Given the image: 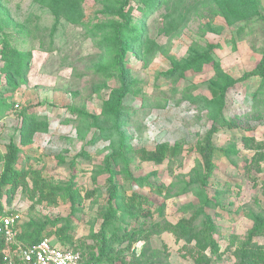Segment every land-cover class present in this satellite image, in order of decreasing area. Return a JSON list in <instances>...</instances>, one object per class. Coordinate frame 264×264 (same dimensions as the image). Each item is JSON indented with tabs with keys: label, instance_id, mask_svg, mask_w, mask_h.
Segmentation results:
<instances>
[{
	"label": "rangeland",
	"instance_id": "374dc122",
	"mask_svg": "<svg viewBox=\"0 0 264 264\" xmlns=\"http://www.w3.org/2000/svg\"><path fill=\"white\" fill-rule=\"evenodd\" d=\"M120 1L0 0V177L12 145L13 177L22 179L12 192L0 185V209L18 211L23 237L46 226L42 235L58 246L52 233L64 226L71 239L64 247L92 246L99 233L124 238L112 264H237L256 219L264 222V110L254 109L262 103L264 0L131 2L123 78L99 70L113 59L100 46L108 23L119 21ZM203 52L212 62L188 68ZM220 77L239 80L226 95L230 124H216L205 187L189 190L203 173L199 148L214 124L210 88ZM123 85L127 156L115 163L117 135L94 137ZM161 145L176 147L175 156L137 157ZM200 208L213 226L203 260L192 248L206 219L196 220L193 240L179 231ZM253 242L264 250L263 237Z\"/></svg>",
	"mask_w": 264,
	"mask_h": 264
},
{
	"label": "trees",
	"instance_id": "16d2710c",
	"mask_svg": "<svg viewBox=\"0 0 264 264\" xmlns=\"http://www.w3.org/2000/svg\"><path fill=\"white\" fill-rule=\"evenodd\" d=\"M146 0H121L119 4V9L117 12L119 21L115 22H109L108 26L106 27L109 29V34L106 38L101 39V42L103 46H100V49H106L109 52L113 54V59L110 63H106L103 66H100L99 70L100 72H109L114 71L116 73L120 74V77L123 78L126 76V71L123 67V61L126 53L127 48V42L129 40V34L132 32L133 28L131 25V17L126 11L127 7H130L131 2H135L138 4L143 3ZM258 18L262 21H264V16L258 15ZM96 34V32H95ZM9 54V53H7ZM14 54V53H13ZM10 54L11 59H14L13 57L15 55ZM209 62H212L210 55L207 52H203L201 54H198L194 57H192L189 61L188 68H192L195 70H199L203 64H207ZM258 69L261 71V77H262V86H260V92L262 103L254 108L259 110V108L264 110V59H262L259 62ZM18 69L20 67L18 66ZM214 70L219 73L218 67L214 65ZM244 78H247V75H244ZM239 80H233L226 77H220L218 80V83L215 86H212L210 88V94H211V105L216 106V112L213 115L214 124L211 126L210 130L205 135L204 139L201 142V146L199 148V153L202 159V169L203 173H200L199 181L190 182L188 184V189L192 190L196 187H205L208 179L210 178V175L212 171L214 170V164L212 162V157L214 153V148L212 146V137L216 133V124L219 125L220 122H223L225 124H230L226 119H224V109H225V103H226V95L230 88H233ZM126 86H122L120 90L117 92L116 96H114V100L112 104H109L106 106L105 112L103 113L102 117L100 118V121H102L105 126H99L100 131L96 134L97 136L94 137L95 140L99 139L100 137L107 138L111 137L113 135H117L119 145H118V151L114 156V162H118L119 160H122L124 163H126V157L127 153H124L123 150V133L120 131V128L124 125V96H125ZM74 112L77 113L78 116H80V119H85L89 117L92 121H96L97 118H92L90 115L86 114L83 111L75 110ZM176 147H168L167 145H161L157 147L154 151H140L139 155L137 156L139 159L143 161H152V162H161L167 157H173L176 154ZM18 161V155H17V149L12 146L8 145L7 147V153H6V160L3 165V170L0 177V185L3 187L9 186V189H6V191L12 192L15 187L17 186V180L21 178H15L13 177V171L15 169V166ZM107 169H109L108 173L109 176L106 179V183L108 184V204H109V212L110 214L114 213L112 202L116 198V187L113 182V175L110 168L109 161L106 164ZM200 167V166H199ZM68 188H70V185L67 184ZM71 196V195H70ZM209 200H204V205H209ZM203 205V206H204ZM132 211H137L135 207L132 205H129ZM136 212V213H137ZM134 213V214H136ZM201 217L206 219L205 226H207L206 230H204L202 227L199 229V235L200 237H197L196 235L198 232H194L195 235H193V238L197 240L198 243H195V249L192 248L193 254H197L198 256H201L199 259L203 260V258L206 257V249L208 247L207 243L205 242L207 239L205 237V234L208 233V231L213 229V226L211 225L210 221H208V216L204 212V209L200 208L199 213L194 214L190 219L187 221L182 220L181 224L179 226V231L182 232V230H185L187 232L188 238L190 240L192 237L190 234L195 230V222L197 219H200ZM107 221V220H106ZM59 222V221H58ZM58 222L53 223L55 226ZM46 226L41 227L38 231H34L30 235L23 237L21 234L18 235V240L23 241L26 245H32L44 236L42 235V232L45 230ZM64 227H59L55 229V231L52 233L54 236H56L57 242L60 244V247H64L63 245L70 243L71 239L68 235L64 234ZM26 229V228H25ZM104 229V227H102ZM189 233V234H188ZM190 236V237H189ZM256 237H263L264 238V222L259 221L256 219V225L249 231L248 233V239L246 240V243L242 246V251H240L237 255L238 263L237 264H264V250H261L258 245H255L253 242L254 238ZM202 238V239H201ZM120 240H124V238H118L115 234L110 235L109 237H106L104 235H101V233L97 234L95 236V244L93 243L92 246H85L80 248L73 247L75 250H79L84 256L86 254H90L87 256L86 263L87 264H98L102 262H113V259L110 257L111 251H113V247L116 243L120 242ZM22 242V243H23ZM201 243V244H200ZM4 247L3 239L0 237V250ZM94 250H97L96 253H94ZM204 250V251H203ZM85 256V257H86Z\"/></svg>",
	"mask_w": 264,
	"mask_h": 264
},
{
	"label": "built area",
	"instance_id": "2783aa9c",
	"mask_svg": "<svg viewBox=\"0 0 264 264\" xmlns=\"http://www.w3.org/2000/svg\"><path fill=\"white\" fill-rule=\"evenodd\" d=\"M19 220L17 210L0 209V237L4 242L0 264H87L79 250L55 245L46 236L32 245L22 243L18 240Z\"/></svg>",
	"mask_w": 264,
	"mask_h": 264
}]
</instances>
